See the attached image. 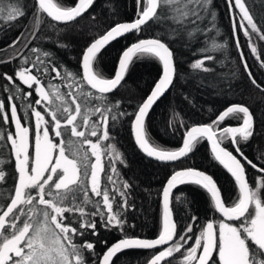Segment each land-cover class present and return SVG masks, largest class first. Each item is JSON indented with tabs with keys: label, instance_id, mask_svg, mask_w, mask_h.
<instances>
[{
	"label": "snow or ice",
	"instance_id": "1",
	"mask_svg": "<svg viewBox=\"0 0 264 264\" xmlns=\"http://www.w3.org/2000/svg\"><path fill=\"white\" fill-rule=\"evenodd\" d=\"M10 3L14 6L8 9L6 17L3 7H0V24H11L26 14L22 0H10ZM94 3L95 0H77L75 6H64L57 0H34L33 16L37 24L42 14L51 21L67 24L82 17ZM135 4L134 21L111 26L84 49L79 74L58 67L50 59L53 57L51 52L37 47L30 49L36 54L34 60L21 54L22 63L14 73L16 79L3 74L14 90L7 97V108L5 101L0 99V123H12L14 130L0 132V141L8 146L13 158L16 184L8 195V203L0 206V264H88L85 252L92 255V264H97L93 255L95 244L88 241L78 244L75 239L89 230L92 235H98L97 216L106 229L116 227L121 232L124 230L126 219L122 216L129 208L126 190L131 185L119 180L115 165L117 161L121 164L124 161L114 145L105 143L111 139L109 121L116 123L124 116L132 117L131 128L137 146L147 157L160 162H175L188 157L197 144L208 141L212 158L234 179L238 197L226 206L221 190L211 175L194 168L175 171L162 189V230L158 238L124 236L108 247L99 264H113V258L125 250L157 248L160 250L148 264H173L177 253L180 254L179 264H264V166H258L253 159H249L241 147V141L248 142L254 134V119L249 107L232 104L211 123L192 126L185 132L182 147L178 150L155 145L146 129L150 111L173 86L177 76V61L169 43L178 42L177 33L186 25H190L186 30L188 42L199 36L206 37L208 32H216L212 0H135ZM226 4L241 64L253 86L264 91L245 59L237 27L261 68H264V60L253 34L259 41H264V32L254 21L245 0H226ZM205 13L209 26L197 28L198 23H203L202 15ZM164 23L169 25V31L152 38L138 39L121 53L118 69L112 78H105L94 69L98 55L112 41L128 33L139 34L154 26L161 28ZM21 38L27 41L24 45L27 48L36 39V33L33 31L28 37L22 33L9 47L15 48ZM226 46L213 38L210 47L199 50L204 55L192 62L190 67L211 71L206 61L215 57L209 53ZM140 59H152L159 63L161 76L133 113L114 112L120 102L110 104L107 94L121 86L134 60ZM45 77H49L47 83ZM21 85L32 91L24 92ZM64 87L66 92L62 91ZM5 90H8L7 85ZM33 92L38 96L34 104L40 107L32 103L24 105V121L33 122L26 124L18 113L15 99L31 97ZM226 118L239 120L240 123L221 127ZM65 135L69 137L67 141ZM229 141L236 155L222 146ZM105 155H108L111 174L105 172ZM4 163L0 160V182L5 181ZM245 164L257 173L255 187L249 183ZM104 177L106 185L102 184ZM185 184L205 190L213 210L223 217L207 221L199 228V235L193 231L196 216L190 218L179 234L173 219L171 193ZM93 196L97 199L93 200ZM117 196L120 202L114 211ZM175 199L180 201L181 196ZM88 205L94 210H89ZM73 221L77 222V227L72 226ZM189 241H192L191 245Z\"/></svg>",
	"mask_w": 264,
	"mask_h": 264
},
{
	"label": "trees",
	"instance_id": "2",
	"mask_svg": "<svg viewBox=\"0 0 264 264\" xmlns=\"http://www.w3.org/2000/svg\"><path fill=\"white\" fill-rule=\"evenodd\" d=\"M57 2L64 6H74L77 0H57ZM22 3L26 12L22 18L11 24H0V99L5 101L6 108L9 104L7 97L14 89L3 78V74L7 73L16 79L14 73L22 63V55L35 59L36 54L30 51L32 47L51 52L53 57L50 59L58 67L67 68L79 74L82 53L96 36L102 35L111 26L132 22L136 18L135 0H96L89 12L73 23L59 24L42 14L37 24L36 18L33 16L34 0H22ZM245 3L253 15L254 21L264 32V0H245ZM12 6L14 3H10V0H2L0 3V7H3L5 11V17L8 9ZM211 8L216 13V32H208L206 37L199 36L188 42L186 30L190 25H186L177 33L178 42L169 43L177 61V76L171 90L155 106L148 117L147 134L155 145L168 150H178L182 147L185 132L192 126L209 124L229 105L242 104L249 107L254 119V134L248 142L241 141L242 150L258 166H264V91L253 86L241 64L226 0H212ZM206 16V13L202 15L203 23H198L197 28L209 26ZM177 27L179 26L177 25ZM169 30V25L164 23L161 28L154 26L113 43L98 55L94 69L103 77L112 78L117 69L118 59L128 46L138 39L163 35L164 31ZM33 31L36 33V39L32 40L27 48L24 46L27 43L24 38L20 39V43L16 44L15 48L9 47L17 37H21L22 33L24 37H28ZM237 33L249 68L257 83L264 87V68L260 67L250 53L247 41L238 27ZM213 38L227 46L209 53L215 57L212 61H206V66L211 71L192 69L190 64L204 55L199 50L202 47H210V41ZM253 40L261 53V59L264 60V41H259L255 34H253ZM186 44L187 46H185ZM59 45H66V47ZM160 74L161 65L155 60H134L121 86L114 93L107 95L110 104H114L116 101L120 102L119 108L113 111L133 113L150 93ZM48 79L49 77L44 78L45 83ZM53 83L61 82L53 81ZM6 85L7 91L5 90ZM21 87L24 92L32 91L26 86L21 85ZM62 91L66 92L67 88H62ZM37 98L38 96L33 92L31 97L15 99L23 123H33L24 121V105L32 103L33 106L40 107L34 104ZM29 116H31L30 110ZM131 122V116H124L116 123L110 120L111 139L105 142L114 145L124 161L122 164L117 161L115 165L119 180L126 181L131 185L130 189L126 190L129 208L122 216V219H126L124 230L121 232L116 227L106 229L101 218L97 216L95 220L98 235H92L89 230L84 236L75 239L78 244L84 241L95 244L93 255L97 264L108 247L124 236L142 239L158 237L162 230V189L175 171L194 168L211 175L217 182L227 206L238 197V189L234 180L212 158L205 140L197 144L194 152L184 160L176 164L165 165L152 161L139 152L133 141ZM239 123V120L226 118L221 127L235 126ZM13 130L12 123L7 125L0 123V132ZM51 131L50 129V135ZM64 138L65 141L69 139L67 135ZM92 139L96 140L95 137ZM56 142L59 143V138L56 139ZM223 146L233 151L230 141L225 142ZM0 160L5 161L3 165L6 173L5 181L0 182V206H4L8 203V195L16 184V172L9 148L2 141H0ZM104 163L106 174H111L108 155L104 156ZM247 175L250 185L255 187L256 171L247 168ZM114 179H116L115 176ZM102 184H107L106 177L102 179ZM177 196H181L180 201L175 199ZM262 196H264V190H262ZM92 199L97 198L93 196ZM119 202L120 198L117 196L114 202V211L117 210ZM88 208L94 210L91 205H88ZM173 212L178 226V234L183 231L192 216L197 217V223L193 225L195 235L199 234V228L207 221L221 219L218 213L213 210L206 191L195 185H186L175 193ZM65 215L69 216L70 214L65 213ZM131 225L134 227H130ZM72 226L77 227V222L73 221ZM158 251H128L119 255L113 264H148L151 257ZM84 255L88 264H92V255L87 252ZM175 257L173 264H179L180 254H175Z\"/></svg>",
	"mask_w": 264,
	"mask_h": 264
},
{
	"label": "water",
	"instance_id": "3",
	"mask_svg": "<svg viewBox=\"0 0 264 264\" xmlns=\"http://www.w3.org/2000/svg\"><path fill=\"white\" fill-rule=\"evenodd\" d=\"M96 1V0H95ZM75 6V5H74ZM91 9V8H90ZM89 9V10H90ZM89 10L86 12V13H84L83 14V16L84 15H86L88 12H89ZM82 16V17H83ZM81 17H79V18H77L75 21H77L78 19H80ZM50 19V18H49ZM75 21H73V22H75ZM73 22H70V23H73ZM56 23H58V22H56ZM59 24H64V23H59ZM67 24H69V23H67ZM133 33H128V34H126L125 36H123V37H120V38H118L117 40H115V41H112L109 45H107L102 51H101V53L105 50V49H107L110 45H112L113 43H115L116 41H118V40H121V39H124V38H126L127 36H130V35H132ZM117 69H118V65H117ZM117 69H116V71H117ZM161 71H162V69H161ZM160 76H161V74H160ZM125 80V79H124ZM123 80V81H124ZM123 81L121 82V84L123 83ZM175 81V80H174ZM174 84V83H173ZM119 88V87H118ZM172 88V87H171ZM171 88L156 102V104L153 106V108H152V110L150 111V113H149V116H150V114H151V112L153 111V109L155 108V106L167 95V93L171 90ZM117 90V89H116ZM115 90V91H116ZM114 91V92H115ZM114 92H112V93H114ZM112 93H109V94H112ZM108 95V94H107ZM148 116V117H149ZM148 119V118H147ZM146 122H147V120H146ZM132 136H133V141H134V144H135V146L137 147V149L139 150V152L142 154V155H144L146 158H148V159H150V160H152V161H155V162H158V163H161V164H165V165H171V164H176V163H178V162H180V161H182V160H184L185 158H187V157H185V158H182L181 160H178V161H175V162H160V161H157L156 159H154V158H149V157H147L146 156V154H144L143 152H142V150L137 146V144L135 143V140H134V135H133V131H132ZM206 141V140H205ZM206 143H207V146H208V148H209V150H210V143L208 142V141H206ZM223 146V145H222ZM229 150V149H228ZM231 151V150H230ZM211 152V151H210ZM233 154L234 155H236V153H235V151H234V149H233ZM237 158H240L239 156L237 157ZM242 163H244V161L242 160L241 161ZM219 164V163H218ZM220 165V164H219ZM245 165H247V164H245ZM222 168H223V166L222 165H220ZM248 166V165H247ZM248 167H250V166H248ZM251 168V167H250ZM224 169V168H223ZM252 169V168H251ZM225 171H226V169H224ZM227 172V171H226ZM206 173V172H205ZM228 173V172H227ZM246 173H247V170H246ZM206 174H208V173H206ZM229 174V173H228ZM230 175V174H229ZM231 176V175H230ZM248 176V175H247ZM214 179V178H213ZM233 179V178H232ZM215 180V179H214ZM234 180V179H233ZM249 180V179H248ZM166 184V183H165ZM186 185H191V184H185V185H180V186H178L177 188H175V189H173V191H172V193H171V198H172V201H173V197H174V195H175V193L180 189V188H182V187H184V186H186ZM218 185V184H217ZM219 187V186H218ZM221 194H222V192H221ZM222 198H223V195H222ZM223 200H224V198H223ZM161 202H162V195H161ZM225 202V201H224ZM225 205H226V203H225ZM227 206V205H226ZM171 207H172V212H173V205L171 204ZM218 213V212H217ZM218 215L223 219V217H222V215L221 214H219L218 213ZM173 219H174V221L176 222V220H175V215H174V212H173ZM233 223H236V222H233ZM177 224V223H176ZM177 233H178V226H177ZM156 238H158V237H156ZM156 238H154V239H156ZM142 239V238H141ZM118 242V241H117ZM116 242V243H117ZM163 247H166V246H163ZM135 250H138V251H157V250H160V248H157V249H154V250H140V249H131V250H125V251H123L122 253H119V254H117V257L119 256V255H121V254H123V253H125V252H128V251H135ZM215 253L213 254V258L215 257ZM117 257H114L113 258V263H114V261H115V259L117 258Z\"/></svg>",
	"mask_w": 264,
	"mask_h": 264
},
{
	"label": "rangeland",
	"instance_id": "4",
	"mask_svg": "<svg viewBox=\"0 0 264 264\" xmlns=\"http://www.w3.org/2000/svg\"><path fill=\"white\" fill-rule=\"evenodd\" d=\"M29 152H30V155H31V148H30ZM245 168H246V170H247V168H250V167H248L247 165H245ZM172 205H173V201H172ZM250 211H251V209H250ZM196 235H199V234H196ZM153 239H154V238H153ZM188 243H189V245H191V244H192V241H189ZM178 259H179V258H178Z\"/></svg>",
	"mask_w": 264,
	"mask_h": 264
},
{
	"label": "flooded vegetation",
	"instance_id": "5",
	"mask_svg": "<svg viewBox=\"0 0 264 264\" xmlns=\"http://www.w3.org/2000/svg\"><path fill=\"white\" fill-rule=\"evenodd\" d=\"M222 219V218H221ZM236 223H238V222H236Z\"/></svg>",
	"mask_w": 264,
	"mask_h": 264
},
{
	"label": "bare ground",
	"instance_id": "6",
	"mask_svg": "<svg viewBox=\"0 0 264 264\" xmlns=\"http://www.w3.org/2000/svg\"><path fill=\"white\" fill-rule=\"evenodd\" d=\"M119 41V40H118ZM117 42V41H116Z\"/></svg>",
	"mask_w": 264,
	"mask_h": 264
}]
</instances>
